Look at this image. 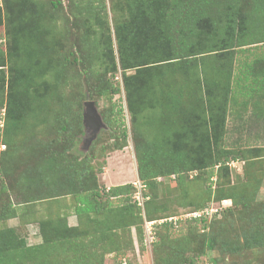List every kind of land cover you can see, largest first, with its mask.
Wrapping results in <instances>:
<instances>
[{
    "label": "trees",
    "instance_id": "1",
    "mask_svg": "<svg viewBox=\"0 0 264 264\" xmlns=\"http://www.w3.org/2000/svg\"><path fill=\"white\" fill-rule=\"evenodd\" d=\"M218 1L220 0L214 2L212 0H125L127 19L114 26L115 46L110 34L103 35L101 45L97 48L93 47L94 51L91 54L85 51L81 59H78L73 51H69L67 56L59 60L60 42L50 36L48 29L41 25L40 28H36L37 30L29 32L23 43L18 41L19 37H15L9 53L7 83L3 64H0V91H3L4 83L7 84L5 101L0 104L4 108L6 121L4 139L7 147H11V135L23 128L29 115H34L38 122L39 109H35L34 106L38 105V102L49 107L51 99L57 94L55 93L57 80L66 78L67 67L75 62L82 65L85 76L95 78L96 83L91 85V88H94L91 91L99 96H112L118 93V86L106 79V75L119 72L127 109L132 118H136L139 114L144 115L147 109L156 108L160 110V113L155 112L159 115L156 121L163 124L167 121L172 122L169 118L167 121L163 119L162 110L168 112L169 116L178 118V121L170 122L169 125L171 130L168 134L172 133V136L176 137L173 140L171 136L167 138L166 144H162V140L158 138L153 142L142 141L139 145L136 144L137 175L145 184L142 190L145 218L141 213V205L131 199L135 187L130 183L111 186L108 189L84 188L86 179L93 173L90 157L68 154V148L73 143L74 137L84 132L81 110L71 108L79 106L76 99L65 103L64 105L67 106L63 108V112L55 117L58 125L57 137L52 142L55 146L49 145L48 150L40 155L41 160L38 165L27 167L24 174L26 186L40 187L42 194H51L46 197L72 194L77 202L75 213L78 216L83 214L90 216L92 212H106L108 217L111 216L110 218L92 220L103 226L98 233L100 238L102 240L109 238V243H112L114 241L111 238L116 235L114 232L116 228L136 225L139 239L144 241L143 220L156 221L168 217V215L156 217L155 213L164 212L165 208L155 202L151 204L157 194L149 191V188L157 186V182L161 183L165 179L173 178L181 183L184 172L206 167H211L207 173V178L210 179L214 174L213 166L218 163L213 162L214 159L211 157L210 140L219 127L223 128L224 125V105L230 92L231 72L229 69L224 71V67L213 65L221 76L218 80H209L207 77L201 78L199 73L204 74L206 71L202 69L198 72V68L205 64L204 58L207 56L215 54L220 56L230 48L255 46L264 42V0H249L248 13L241 11L243 6L241 2ZM222 6L224 9H221ZM95 43L93 42V46ZM83 49L85 50L84 47ZM85 58L87 64L84 63ZM87 68L89 71H86ZM129 70L133 72L129 73ZM51 72L52 81L46 77ZM40 87L44 90L40 91ZM216 87L220 88L219 97L222 98L221 104L218 105L212 94ZM184 97L191 100L186 111L180 108ZM0 98L2 99V95ZM166 109L169 111H165ZM183 111L185 114L181 113ZM200 116L203 117L202 122L198 121ZM148 118L146 117L145 122ZM194 118L197 122H188ZM184 120H187L189 128L185 135H182L183 131L180 130L185 125L181 122L183 123ZM40 122H47V118H40ZM188 134L193 136L189 142L186 137ZM122 135L126 138L125 129H122ZM59 141L66 143V149L65 146L58 148L62 144ZM261 148L264 147H256L254 150ZM7 150L3 151L4 154ZM245 191V188L227 192L221 189L218 191L217 200L221 202L231 200L235 205H241L242 209L246 208V213L250 209L251 218L254 211ZM100 196L104 197L103 205H100L97 199ZM255 203L259 212L256 211L251 220L256 222H252L250 228L242 233L241 241L228 238V235L224 234V229L219 232L212 223L216 219L214 216L217 215L216 213L224 217L232 210V204L222 209L214 205L217 208L211 214L204 212L206 207L196 208L189 212H201L198 216L166 219L156 223L154 238L150 242L153 246L155 264H197V258L207 251H216L219 254L210 257L208 264H221L220 255L224 257L246 248L263 246L264 201ZM151 205L154 214L150 211L147 214V208L149 209ZM10 206L9 203L4 210H0L1 220L16 216ZM139 220L141 225H138ZM181 220L185 221L184 224H181ZM158 226L164 227V233L157 231ZM177 227H179L178 234L174 236L172 233ZM196 228L202 232H194ZM83 232L78 225L67 226L66 222L60 220L45 219L38 222V233L42 240L27 245L23 237L16 236L12 227L2 228L0 229V264H81V262L95 264L97 262L93 261L95 253L92 250L81 251L79 248L80 253H77L76 261L69 257L78 250L74 245L80 244L76 238L82 236ZM53 255L57 256L56 260Z\"/></svg>",
    "mask_w": 264,
    "mask_h": 264
},
{
    "label": "rangeland",
    "instance_id": "2",
    "mask_svg": "<svg viewBox=\"0 0 264 264\" xmlns=\"http://www.w3.org/2000/svg\"><path fill=\"white\" fill-rule=\"evenodd\" d=\"M214 1L216 0H212ZM224 1L226 3V0ZM124 2L125 0H17L15 3V0H0V64H3L5 82L7 83L8 77L7 66L10 64L9 53L15 37H19L18 41L23 43L29 32L41 26L46 27L49 35L60 42L59 60L67 56L69 51H73L74 55L81 59L85 51L91 54L94 51L93 47L97 48L101 45L103 35L110 34L114 44L115 24L127 19V8ZM236 2L243 4L241 11L249 12V0H236ZM93 42H96L94 46ZM204 59L205 64L198 68V72L202 69L206 71L204 74L199 73L203 79L204 77L209 80L220 78L221 75L215 71V65L224 67V71L229 69L231 72L230 92L224 105V125L223 128L219 127L210 140L211 157L214 159L213 162H218L213 166L214 174L208 179L207 173L211 167H206L184 172L181 183L173 178L165 179L161 183L157 182V186L149 188V191L157 194L151 204L155 202L165 208L164 212H156V217L168 215L170 218L171 215L173 219H184L185 215L190 213L189 211L196 208L206 207L204 211L207 210L211 214L215 211L212 212L210 208L221 207L222 209L232 204V210L228 211L224 217L216 213L217 215H214L216 219L212 223L219 232L224 229V234L228 235V238L241 241L242 233L250 228L252 222H256L251 220L259 212L255 202L264 201V148L254 150L256 147H264V42L255 46L230 48L224 55L215 54ZM84 63H88L86 58ZM86 71L89 69L87 68ZM128 72L131 73L133 70ZM66 75V78L57 80L55 88L57 94L51 99L49 107L38 102V105L34 106L35 109H39V117L47 118V122H40V118L37 122L34 115H29L23 128L11 135V147L5 144L6 121L4 108L0 106V210H4L10 203V208L16 213L15 217L0 219V229L12 227L16 236L23 237L27 245H33L42 240L38 233V222L45 219L60 220L66 222L67 226L78 225L84 231L82 236L76 238L80 244L74 245V248L78 250L69 255L73 261L77 260V253H80V250H92L95 253L93 261L97 262L95 264H155L153 246L149 239L156 231L155 224L169 219L168 217L151 220L155 222L150 229L152 233H148L150 237L144 234V241H140L136 225H131L116 228L114 230L116 235L111 238L114 242L109 243V238L102 240L98 234L103 228L102 224L92 220L110 218L111 216L108 217L106 212H92L90 216L85 214L78 216L75 213L77 202L72 194L46 197L51 194H42L40 187L30 185L28 187L24 183L27 167L38 165L41 160L40 155L48 150L49 145L55 146L52 143L57 137L58 125L55 117L63 112V108L67 106L64 104L69 100L76 99L79 102V106L71 108L81 110L84 132L74 137L73 143L68 148V154L76 157H90L93 173L86 179L84 188L87 189L95 187L108 189L115 185L137 183L140 179L137 175L136 144L139 145L142 141L153 142L157 138L162 140V144H166L167 138L172 136V133L168 134L171 130L169 126L171 121H167L168 118L172 120L171 123L178 121L177 117L169 116L164 110H162L163 119L167 123L156 121L159 115L155 112L160 113L158 108L147 109L144 115L139 114L136 118H132L127 109L119 72L106 75V79L119 88L118 93L112 96H99L91 91L94 89L91 85H95L96 80L85 76L84 68L77 62L67 67ZM52 76V72L46 75L51 81ZM43 90L44 88L40 87V91ZM6 93L7 84L4 83L3 91H0L2 95L0 104L5 101ZM220 93V88L213 89V99L217 105L221 104ZM88 101L92 103L99 116L101 125L98 128L93 120L85 123L84 114ZM190 101L188 98H182L180 108L185 111L189 109ZM46 112L47 115L44 116ZM181 113L185 114L184 111ZM146 117H149L147 122H145ZM199 118L198 121L202 122L203 117ZM193 121L196 119L188 122ZM184 122H181L185 125L180 130L183 131L182 135H185L189 128L187 120ZM122 129L126 131V138H123ZM166 134L168 135L164 136ZM186 137L188 142L193 138L192 134ZM174 138L176 137L172 136L171 140ZM59 142L62 144L58 148L66 144ZM66 147L67 145L65 149ZM6 149H8L7 153L4 154L3 151ZM231 161L234 164L231 165ZM243 188L254 211L251 218L250 209L246 213V208L242 209L241 205H235L231 200L222 202L217 200L218 191L221 189L227 192ZM46 191L50 190L46 189ZM133 194H131L132 200ZM97 199L100 205L104 204L103 196ZM143 207L142 203L141 213L144 217ZM148 211L152 212V205L149 209L147 208V214ZM207 220L210 221L209 218ZM143 221L144 233L147 220ZM180 222L184 224L185 221ZM138 225H141L140 220ZM178 228H175L172 235L177 236ZM157 231L162 234L165 229L158 226ZM193 231L202 232L199 228ZM216 255H219L216 251H207L197 258V264H208V259ZM52 257L55 260L57 258L54 255ZM219 261L221 264H264V245L229 253L224 257L220 255Z\"/></svg>",
    "mask_w": 264,
    "mask_h": 264
},
{
    "label": "built area",
    "instance_id": "3",
    "mask_svg": "<svg viewBox=\"0 0 264 264\" xmlns=\"http://www.w3.org/2000/svg\"><path fill=\"white\" fill-rule=\"evenodd\" d=\"M234 164L233 161H231V165ZM160 180V178H158ZM133 186L135 187V191H134V194L132 195L133 196V199L137 201V203L139 205H142V202H143V197H142V190L143 188L145 187V184L143 181L141 180H138L137 183H133ZM210 210L213 212V211H216V208L215 209H212L210 208ZM210 211V212H211ZM206 214H210L207 210L204 211ZM201 212H198V211H193V212H190L188 214L185 215V217H189V216H198L200 215ZM168 220H176V219H173V217H170ZM158 222H161V221H158ZM155 222L154 221H146L145 222V235L146 236H149L148 233H152L151 232V226L154 224ZM150 237V236H149ZM154 238V235H152V238L149 239L150 241H152Z\"/></svg>",
    "mask_w": 264,
    "mask_h": 264
},
{
    "label": "water",
    "instance_id": "4",
    "mask_svg": "<svg viewBox=\"0 0 264 264\" xmlns=\"http://www.w3.org/2000/svg\"><path fill=\"white\" fill-rule=\"evenodd\" d=\"M84 120L87 124L89 121L93 120L95 123L96 128L101 125L100 119L96 111L94 110L92 103L90 101L86 102V109L84 114Z\"/></svg>",
    "mask_w": 264,
    "mask_h": 264
},
{
    "label": "bare ground",
    "instance_id": "5",
    "mask_svg": "<svg viewBox=\"0 0 264 264\" xmlns=\"http://www.w3.org/2000/svg\"><path fill=\"white\" fill-rule=\"evenodd\" d=\"M114 177V176H113ZM226 201V200H225ZM229 202V201H228Z\"/></svg>",
    "mask_w": 264,
    "mask_h": 264
}]
</instances>
